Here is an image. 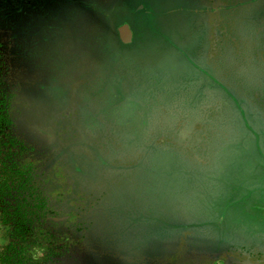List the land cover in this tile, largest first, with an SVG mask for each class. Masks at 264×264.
Listing matches in <instances>:
<instances>
[{
    "label": "rangeland",
    "instance_id": "rangeland-1",
    "mask_svg": "<svg viewBox=\"0 0 264 264\" xmlns=\"http://www.w3.org/2000/svg\"><path fill=\"white\" fill-rule=\"evenodd\" d=\"M202 1L0 0L41 264H264V0Z\"/></svg>",
    "mask_w": 264,
    "mask_h": 264
},
{
    "label": "trees",
    "instance_id": "trees-1",
    "mask_svg": "<svg viewBox=\"0 0 264 264\" xmlns=\"http://www.w3.org/2000/svg\"><path fill=\"white\" fill-rule=\"evenodd\" d=\"M252 4L244 3L247 8ZM0 106V226L6 228L9 240L0 248V264H41L40 258L33 257V248H40L45 261L54 257V251L40 245L41 232L34 231L44 203L40 195L33 200L30 193L31 170L21 163L22 148L10 133L9 104Z\"/></svg>",
    "mask_w": 264,
    "mask_h": 264
},
{
    "label": "flooded vegetation",
    "instance_id": "flooded-vegetation-1",
    "mask_svg": "<svg viewBox=\"0 0 264 264\" xmlns=\"http://www.w3.org/2000/svg\"><path fill=\"white\" fill-rule=\"evenodd\" d=\"M201 2H202V4H203V7H204V11L206 12V14L208 15V17H209V20L211 19V15L212 14H219L220 12H222L221 10H215V9H209V7L207 6V5H205L204 3H203V1L201 0ZM241 7H245V5H243V6H241ZM95 19H96V17H95ZM251 21V20H250ZM250 23V22H249ZM209 25H210V29L212 30V32H213V28H216V25L214 24L213 26L211 25V23H210V21H209ZM125 34V33H124ZM122 36V41H124V42H126V43H128V42H130L131 40H129L128 38H127V34H125V35H123V34H121ZM262 38H264V22L263 23H260L259 24V26H258V29L255 31V33H254V37H253V40H254V42H262ZM216 40H218V42L220 41L219 39H216ZM223 41H224V39H223ZM212 43H213V40H212ZM225 44V42H222V44H220V46H222V45H224ZM220 48V47H219ZM218 48L216 49V51H215V54L213 55V59L212 60H214V62L212 61L211 62V64H212V66H213V69H214V72H215V74L217 73L216 72V68H217V66L216 65H218V62H220V61H224L225 62V60H223L222 58H223V54H224V50L222 49V50H219L220 52H218ZM223 55V56H222ZM218 78V77H217ZM224 79H225V74L223 73V74H220V81H221V83L222 84H224L225 85V81H224ZM199 113V112H198ZM201 118V117H200ZM200 118H193V117H188V118H183L182 120H184V122H182V123H185V125H189V126H193V129H196L199 125H204V124H206V125H208L209 123L207 122V121H198L197 119H200ZM148 124H147V131H146V133H145V137H146V135L148 134V138H149V132H150V126L151 125H153L152 124V119L151 118H148ZM179 122H180V120H179ZM177 123H178V121H174V122H170V125L171 126H174L175 124L177 125ZM181 123V122H180ZM173 129H174V127H172ZM219 132L217 131V133H215V134H213L212 133V137H214V139H215V141H220L221 139H222V137L220 138V140H219ZM158 140H160V137H155V139H152V137H151V140H147V137L144 139V142L141 144L142 145V147H141V145L140 146H138V148L139 147H141V148H143V150H144V155H145V151H146V149L149 147V143L150 142H152L153 143V145L154 144H159V143H157L158 142ZM211 140V139H210ZM148 146V147H147ZM147 155V154H146ZM157 156V155H156ZM197 156V155H196ZM195 156V157H196ZM142 167V166H140V164L138 163V164H135L133 167H132V169H134V168H136V167Z\"/></svg>",
    "mask_w": 264,
    "mask_h": 264
},
{
    "label": "crops",
    "instance_id": "crops-1",
    "mask_svg": "<svg viewBox=\"0 0 264 264\" xmlns=\"http://www.w3.org/2000/svg\"><path fill=\"white\" fill-rule=\"evenodd\" d=\"M106 3H108V2H106ZM110 5H112V4H110Z\"/></svg>",
    "mask_w": 264,
    "mask_h": 264
}]
</instances>
